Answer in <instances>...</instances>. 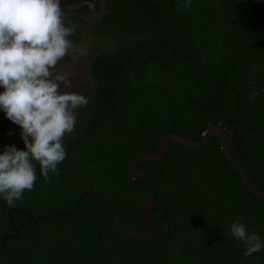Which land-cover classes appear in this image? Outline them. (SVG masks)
<instances>
[{"label": "trees", "instance_id": "16d2710c", "mask_svg": "<svg viewBox=\"0 0 264 264\" xmlns=\"http://www.w3.org/2000/svg\"><path fill=\"white\" fill-rule=\"evenodd\" d=\"M104 11L92 23L100 43L89 76L94 91L81 107L75 130L66 134V159L45 181L34 162L37 181L9 207L0 198L1 238L13 233L8 209L19 233L0 249V264H256L233 239L229 228L240 218L249 234L264 243V201L244 183L223 154L219 137L189 148L169 142L160 161L138 163L154 184L157 203L149 219L157 227L152 240L123 239L110 247L95 240L107 222L99 200L85 196L69 215H28L66 211L87 190L99 193L113 216L103 241L118 235L150 234L142 208L148 200L144 180L129 175V163L157 153V141L180 133L202 139L211 124L228 133L230 150L264 191V0H102ZM69 39H83L79 26ZM21 130L0 140L24 150ZM167 244L162 248V243Z\"/></svg>", "mask_w": 264, "mask_h": 264}, {"label": "clouds", "instance_id": "9594fccd", "mask_svg": "<svg viewBox=\"0 0 264 264\" xmlns=\"http://www.w3.org/2000/svg\"><path fill=\"white\" fill-rule=\"evenodd\" d=\"M66 16L60 0H0V110L20 127L25 146L9 145L0 154V198L9 207L33 190L34 162L45 181L58 174L67 157L63 139L75 130L77 111L89 103L83 94L61 91L71 87L72 73L57 66L74 47L69 37L75 34L74 26H65ZM229 234L243 243L247 257L264 250L261 237L249 234L240 218Z\"/></svg>", "mask_w": 264, "mask_h": 264}, {"label": "water", "instance_id": "95a60500", "mask_svg": "<svg viewBox=\"0 0 264 264\" xmlns=\"http://www.w3.org/2000/svg\"><path fill=\"white\" fill-rule=\"evenodd\" d=\"M237 126L241 129L242 132L246 133L243 126L239 125V124L233 125L230 132L228 133V131L224 127H222V125L219 123L218 124H211L209 126L208 130L205 132L202 139H200L198 141L189 140V139L185 138L183 135H181L180 133H175V132L168 133L165 136L158 139V141H157V150H158L157 153H153L150 155H141V156H138V157L132 159V161L129 163V175H130V177H132L133 179L144 180L147 184V187H148V192H149L148 200L142 208V213H143L145 221L149 224V226L152 229V232L150 234H142V233L124 234V235H118L110 241H103L101 239V232L111 226V224L113 222V216L108 211L103 197L99 193H97L93 190H87V191L80 193L78 195V198H77L75 204L70 209H68L66 211L58 210V211H55L52 213H40L39 215H37L34 218L33 215L28 211L20 210L17 208H14V210L18 211L20 213H23L25 215H28L27 225L30 229H33L36 227L40 218H51V217H54L57 215H69V214H71L72 212H74L77 209V207L80 205V203L82 202V200L85 196L91 195V196L96 197L99 200L101 208L108 218L107 222L104 223L103 225H101L96 230V233H95V240L100 246L110 247V246L116 244L117 242H119L120 240H123V239H140V240H144V241L154 239V237L157 234V227L154 224V222L149 219V214L156 208L160 209V214L163 217H169V220L166 224V238L168 239L169 238V225L172 222L173 218L169 213L164 212V208L160 203H157L155 201L156 194H155L154 184H153L151 178L149 176H147V174L141 168H139L137 166L138 163L156 162V161L162 160L168 153L170 141H175V142L181 143V144H183L189 148L196 149V148H201V147H205V146L209 145V143L211 142V140L214 137H219L220 141H221V147L223 150V154L226 157L227 161L239 173V175L241 176L244 183L248 186V188L257 197H259L260 199H262L264 201V191L261 190L254 183V181L251 179V177L246 172V170L243 168V166L234 158V156L231 153L230 144H231V140H232L235 128ZM263 132H264V127L260 131L254 132V133H248V135L249 136H255V135L261 134ZM12 210L13 209H8L7 216L9 218V222H10L11 228L13 230V233L5 234L1 238L0 249L4 246L7 238H15L19 233L17 227L13 223V219L11 216ZM166 244H167V241L162 243V248H164ZM251 259L256 264H264L262 261H257L254 258H251ZM241 263L245 264L244 259L241 260Z\"/></svg>", "mask_w": 264, "mask_h": 264}, {"label": "rangeland", "instance_id": "374dc122", "mask_svg": "<svg viewBox=\"0 0 264 264\" xmlns=\"http://www.w3.org/2000/svg\"><path fill=\"white\" fill-rule=\"evenodd\" d=\"M61 8L67 13L64 21L79 26L83 39L69 50V54L58 63L57 70L69 71L71 87L62 86V92H77L89 98L94 91V84L89 76L90 67L96 56L100 43L91 37V27L95 19L104 11L102 0H60ZM81 53H84L81 55ZM0 87V92H3ZM21 130L9 121L0 110V140L9 132Z\"/></svg>", "mask_w": 264, "mask_h": 264}]
</instances>
